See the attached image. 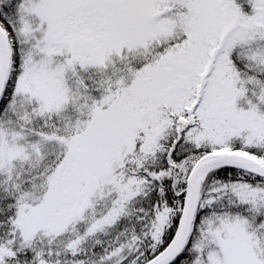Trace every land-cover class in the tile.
Listing matches in <instances>:
<instances>
[{
    "label": "snow or ice",
    "instance_id": "snow-or-ice-1",
    "mask_svg": "<svg viewBox=\"0 0 264 264\" xmlns=\"http://www.w3.org/2000/svg\"><path fill=\"white\" fill-rule=\"evenodd\" d=\"M0 264H264V0H0Z\"/></svg>",
    "mask_w": 264,
    "mask_h": 264
}]
</instances>
